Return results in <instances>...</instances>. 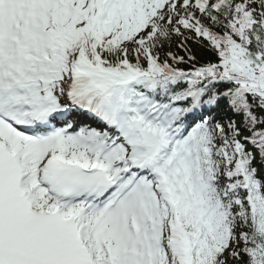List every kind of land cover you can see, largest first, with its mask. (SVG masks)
Segmentation results:
<instances>
[{"label": "snow or ice", "instance_id": "obj_1", "mask_svg": "<svg viewBox=\"0 0 264 264\" xmlns=\"http://www.w3.org/2000/svg\"><path fill=\"white\" fill-rule=\"evenodd\" d=\"M0 264H264V0H0Z\"/></svg>", "mask_w": 264, "mask_h": 264}, {"label": "trees", "instance_id": "obj_2", "mask_svg": "<svg viewBox=\"0 0 264 264\" xmlns=\"http://www.w3.org/2000/svg\"><path fill=\"white\" fill-rule=\"evenodd\" d=\"M194 49V51L198 52V59L200 60L201 63H204L210 59H214L212 54H210L206 49H201L199 45L195 44L194 42L191 45ZM174 51L178 52L179 54L183 55V52L180 51L178 48H173ZM181 67H184L185 70H188L187 65H181ZM250 147V146H249Z\"/></svg>", "mask_w": 264, "mask_h": 264}]
</instances>
